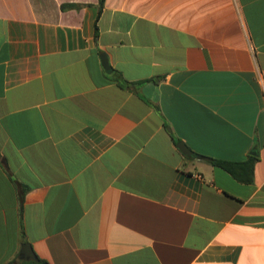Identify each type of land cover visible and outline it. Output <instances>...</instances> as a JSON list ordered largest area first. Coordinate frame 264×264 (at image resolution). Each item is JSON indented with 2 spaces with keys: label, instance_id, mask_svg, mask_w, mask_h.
<instances>
[{
  "label": "crops",
  "instance_id": "0c3cea01",
  "mask_svg": "<svg viewBox=\"0 0 264 264\" xmlns=\"http://www.w3.org/2000/svg\"><path fill=\"white\" fill-rule=\"evenodd\" d=\"M95 3L0 0V264H264V0Z\"/></svg>",
  "mask_w": 264,
  "mask_h": 264
},
{
  "label": "trees",
  "instance_id": "16d2710c",
  "mask_svg": "<svg viewBox=\"0 0 264 264\" xmlns=\"http://www.w3.org/2000/svg\"><path fill=\"white\" fill-rule=\"evenodd\" d=\"M103 0H96V6H97V14L99 13L101 7H102ZM82 3L78 2H66L61 3V7L65 6H75L78 7ZM97 27H96V21H94V35H96ZM117 82L120 86L126 85L128 81L126 79H123L118 76ZM177 139H174L176 141ZM178 141V140H177ZM205 157L211 164L217 165L227 172H229L233 177H235L238 180L242 181H248L250 179L251 173H252V165L253 161L256 159V155L254 154H248L245 159L242 160H227L217 157H211L206 155H201ZM37 256V255H36ZM44 261L43 258L37 256V261H33L31 259H28L26 262L28 264H38L39 262ZM3 264H14V260L10 259L6 261Z\"/></svg>",
  "mask_w": 264,
  "mask_h": 264
},
{
  "label": "water",
  "instance_id": "95a60500",
  "mask_svg": "<svg viewBox=\"0 0 264 264\" xmlns=\"http://www.w3.org/2000/svg\"><path fill=\"white\" fill-rule=\"evenodd\" d=\"M99 57H100L101 65L106 70H108L109 64L107 61V57L103 51L100 52ZM176 146L178 147V149L182 153L188 154V155L192 154V151L187 147V145L183 141H181V140L176 141ZM251 153H253V151H251ZM19 257L24 258V259H31L33 261H37V256L33 252V250L31 249V246L27 241H23L21 243L20 249H19ZM38 264H48V263L44 260V261L39 262Z\"/></svg>",
  "mask_w": 264,
  "mask_h": 264
}]
</instances>
